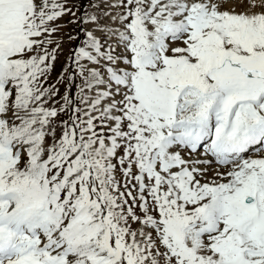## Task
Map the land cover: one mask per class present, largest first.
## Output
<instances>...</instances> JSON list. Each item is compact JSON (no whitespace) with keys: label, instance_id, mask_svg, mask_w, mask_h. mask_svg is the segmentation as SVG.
Returning <instances> with one entry per match:
<instances>
[{"label":"snow or ice","instance_id":"6c2138e0","mask_svg":"<svg viewBox=\"0 0 264 264\" xmlns=\"http://www.w3.org/2000/svg\"><path fill=\"white\" fill-rule=\"evenodd\" d=\"M0 264H264V0H0Z\"/></svg>","mask_w":264,"mask_h":264}]
</instances>
